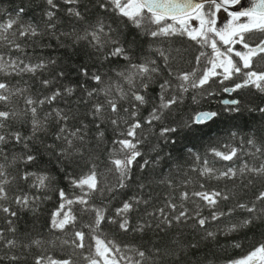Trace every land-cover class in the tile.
<instances>
[{"label": "trees", "instance_id": "16d2710c", "mask_svg": "<svg viewBox=\"0 0 264 264\" xmlns=\"http://www.w3.org/2000/svg\"><path fill=\"white\" fill-rule=\"evenodd\" d=\"M56 3L59 5L56 10L57 33L70 32L73 28L82 31L89 24H94L97 16L102 15L109 22L112 20L122 21L120 29L124 43L131 48L133 62L143 60L145 55L157 60L161 74L155 77L146 92H142L148 101V103L139 106L137 119L142 123L149 116L153 107L160 104L159 85L165 79L173 85V88L165 94V99L176 95L181 97V100L171 108L164 110L160 121H154L152 125L144 123L143 129L138 130L142 134L139 138L143 139V143L139 148L143 155L132 166V178L127 181L128 186L109 192L108 188L116 183V173L110 171L114 167L110 162V157L115 155L112 149L119 147L113 141L124 138L119 136V132L125 130V125L121 124L120 128L116 129L106 121L101 125L104 131L103 142L97 140V128L89 114L90 106L96 102L97 98L85 103L84 100L87 98L83 97L84 90L81 87L84 84L88 89H91L97 85L84 77L79 70L86 66L91 72L97 70L106 72L108 76L115 79L112 70L124 68L128 61L119 58L112 62L104 61L101 64L83 43L73 48L70 47L71 41L67 38L61 37V40L58 41L50 34L31 38L16 36L14 39L23 45V51L13 50L6 42H0V55H4L6 60L19 58L25 60L26 63L33 64L40 60H56L54 65L49 64L47 69L38 72L35 76L0 73V81L6 82L11 91L26 90L23 96H14L7 104L0 102V110L18 114L4 121L6 127L2 131L5 134L20 132L24 136L31 135V124L29 123L31 117L24 114L25 96L43 99L45 96L51 95L56 88L63 90L65 87H75L76 92L72 97L65 96L58 98L52 104L43 105L38 109L40 116L43 117L44 114L54 109H63L73 117L68 121L69 127L73 129L80 127L82 121L88 125L84 155L74 157L71 163L58 158L56 152L47 147L49 144H55L58 150L62 146L61 141L53 138L58 127L55 121L50 122L48 134L41 133L37 139L27 141L28 148L11 139L3 146L6 158L0 156V163L5 164L7 178L11 182L5 186L8 199L0 201V204L16 211L17 216L12 217L0 210V230L4 234V240L0 241V264H36V259L41 256L45 257L44 264H48V258L56 261L70 260L72 264H90L91 259H96L100 261V264H105L104 258L96 255L95 240L97 237L106 243L114 242V245L121 249L119 254H110L109 260L113 256L119 259L120 255L136 258L133 249H139L147 252L149 256L155 257L154 260H148L147 264H232L233 261L241 259L264 243V223L261 222L229 235L223 234V231L231 224L238 223L251 215L241 209H236L230 216H224L220 220L206 225L207 230L218 233L214 240L202 239L204 230L199 226L191 227L195 223L194 220L183 225L174 224L173 227L161 231L155 227L156 218L146 215L147 212L164 206L169 198L175 197L173 202L179 204V195L182 191L189 193L220 191L227 194L230 198L221 200L217 206L219 211L224 212H228L238 203L251 205L255 201V197L264 191V177L249 175L243 181L239 176L235 180L216 179L201 175V170L205 167V161H207V167L216 170V175L229 168L240 169L244 162L256 167L264 163V152L256 153L255 148L247 143L254 134L257 146L264 149V113L258 111L259 108L264 107V92H260L254 86H248L233 92V95L230 96L224 89L241 83L243 81L241 75L232 80L217 78L211 80L203 88L189 87L187 92H183L177 87L180 81L175 76L169 75L168 68H171L172 72L177 75L184 72H195L196 78H199L208 68V60L213 58L212 49L208 45L198 44L186 35L153 39L142 34L140 29L134 28L126 19L111 11L102 12L93 3V0H81L78 6L66 4L64 0H56ZM21 6L28 10L24 16L19 17L21 23L38 24L40 30L45 32L43 13L48 10L45 0H0V22L16 17V10ZM70 7H79L84 12L86 19L78 20L72 17L67 11ZM125 24L127 27H124ZM113 27L116 28L117 25L114 24ZM155 48L163 49L170 54L168 68L164 66L163 58L154 51ZM201 52L207 55L200 57L198 63L197 57ZM260 60L261 57L258 60V68L253 67L256 71L264 70V64H260ZM61 71L65 72V76L62 78L57 76ZM48 79H51L53 83L45 87L42 81ZM98 99L103 101L104 97L101 95ZM226 99H238L240 111H228L229 107L234 106L223 105L222 103ZM132 103L135 102L120 101L122 117L127 115L123 109L131 110ZM200 112H216L218 115L207 123H192L194 117ZM164 127L178 129L176 133L170 134L175 143H165L166 138L159 135L160 129ZM154 146H158L156 151H153ZM233 147L241 151L238 153V157L232 161H224L212 152L213 149H216L227 153ZM158 153L163 154L164 159L156 163L155 159ZM27 155H35L36 160L25 163L21 157ZM13 158H16L15 163H12ZM145 159L153 161V163L141 170L140 166ZM92 164L96 165L98 178L101 181V190L88 197L86 206L77 201V198L84 192L72 181L79 180L88 174ZM25 172L37 175L47 174L50 177V180L46 182L47 187L42 189L33 187L35 177L24 180L22 177ZM161 181L164 182L161 183ZM168 181H171L174 187L170 186ZM141 184L144 185L143 188L140 187ZM61 190L64 191L67 199L74 201L71 205H67L66 201L61 198ZM25 195L38 197L27 210L15 203L16 197ZM134 196L148 200L149 203L147 205L140 204L137 210L128 214L130 227L129 231L125 232L119 228L121 218L116 216V212L125 201ZM62 203L65 204L63 211L68 212L70 209L71 215L76 217L75 222L69 224L63 231L51 227L53 214L60 209ZM197 204L203 209V216L211 215V210L198 198H194V202L192 200L185 202V207L192 212L196 210ZM91 206L105 210V219L95 231L93 230L95 228V213L91 210ZM256 207L258 209L264 207V202L257 203ZM113 219L117 222L113 223ZM9 220L12 221V225L8 224ZM149 220L153 227L146 228L144 232L136 231L140 223ZM10 227H15L16 231H9ZM77 231H82L85 234L83 248L76 247V244L72 243L73 240L79 243L75 236ZM177 237L185 244H199L196 252L182 257L178 262L165 255V252L171 247V241ZM11 239L17 241V247L8 248L5 246V242ZM37 240L41 242L38 245L34 243ZM235 243H239L240 246L235 247ZM109 246L111 247L112 244ZM156 248L161 250L158 256L154 252ZM12 256H17L18 259H10ZM121 264H128V261L123 260Z\"/></svg>", "mask_w": 264, "mask_h": 264}, {"label": "snow or ice", "instance_id": "6c2138e0", "mask_svg": "<svg viewBox=\"0 0 264 264\" xmlns=\"http://www.w3.org/2000/svg\"><path fill=\"white\" fill-rule=\"evenodd\" d=\"M66 4L78 6L81 0H64ZM48 10L43 13L44 29L45 32L40 30L38 24L35 23H21L19 17L24 16L27 13V9L24 6L18 8L16 17L7 19L0 22V42H6L13 50L23 51V45L15 41V37L31 38L44 34H50L54 39L61 40V37L67 38L71 41L70 47L75 48L80 44H84L89 48L97 60L102 64L104 61L112 62L115 59L122 58L128 61L127 65L119 70L113 69L115 79L108 76L106 72L89 71L88 67L80 68V72L84 77L90 79L97 87L88 89L86 85L82 84L83 97L86 103L88 100L97 98L96 102L90 106V115L95 122L97 128L96 138L101 143L104 138V131L101 127L106 121L109 122L114 128L119 129L121 124L125 125V130L119 132V136L124 137L113 141L114 144L119 145L118 148H113L112 152L115 154L110 157V162L114 166L110 171L116 173V183L108 188L109 192L123 189L128 186L127 181L131 180L132 166L137 162L138 158L142 157L143 153L139 146L143 143L141 133L138 130L143 129L144 123L152 125L154 121H160L163 116V111L177 104L181 97L173 95L171 98L165 99V94L173 88L172 83L165 79L163 83H160V104L153 107L149 116L142 123L137 117L139 116V106L148 103L146 96L142 92H146L157 75L161 74V69L157 64V60L151 56L145 55L143 60L139 62H133L130 46H126L120 25L122 21L112 20L107 21L104 16H97L94 24H89L83 28L82 31H77L73 28L70 32L57 33V21L56 10L59 5L56 0H45ZM93 3L102 11H111L115 15L126 19L131 25L140 29L142 34L147 35L153 39L159 37H171L175 35H187L190 39L196 41L201 45H208L212 49L213 58L208 60L211 67L207 68L199 78H196L195 72H184L175 74L171 68H168L170 54L160 48H155L154 51L159 57L163 58L164 66L168 68L169 75L175 76L180 81L177 87L183 92H187L189 87L191 88H203L210 82V78L219 75L217 68L223 69L224 80L230 79L234 73L243 74L244 79L241 83H237L233 88H225L226 92H235L238 89L254 86L260 92H264V70L256 71L253 69L254 59L261 57L260 64H264V35L258 38V42L249 43L246 40L247 34L260 33L264 34V0H252L251 7L238 12H231L229 15L232 19L228 24L222 28H217L216 13L221 10L222 7L228 5H238L242 3V0H93ZM87 8V5L85 6ZM227 11V7H224ZM68 13L78 20H85L86 16L79 7H70L67 9ZM243 18V20H242ZM195 20L198 22V26H192L191 22ZM168 21H171L170 23ZM117 25L116 28L113 25ZM155 27H152V26ZM124 27H127L125 24ZM222 42V45L228 46L224 51L221 47H218V40ZM249 39L256 40L254 36H250ZM241 44L246 51H235V56L240 58L239 65L233 60L231 53L234 52V46ZM207 55L201 52L197 57L199 63L200 57ZM56 60L50 59L48 61L40 60L39 62L26 63L25 60L19 58L5 59L4 55H0V73L5 75H24L31 74L35 76L38 72L44 71L48 68L49 64L54 65ZM249 69V71H244ZM58 77H64L65 72L61 71L57 74ZM53 81L51 79L43 80L42 84L45 87L51 85ZM26 90L11 91L9 85L6 82L0 81V102L7 104L12 100L14 96H23ZM76 92L75 87H65L63 90L56 88L51 95L45 96L43 99H34L31 96H25V115H30L31 119V135L24 136L20 132H14L5 134L2 130L6 127L4 121L17 116L16 112L0 110V156H5L3 146L9 143L10 139L17 144H23L25 148L29 145L27 141L37 139L39 134H48L49 124L51 121H55L58 125L56 132L53 134L54 140L61 141L62 146L57 150L55 144L47 145L48 148L56 152L58 158H62L65 162H73L74 157L83 156L84 149L87 144V128L88 125L81 122L80 127L71 128L68 125V121L73 117L63 109H54L51 112L40 116L38 109L45 104H52L57 101L58 98L72 97ZM104 97L103 101H99L100 96ZM82 97V98H83ZM81 98V99H82ZM120 101H133L129 108H124L123 112L126 116H121ZM225 105L229 107L228 111L239 112L238 107L240 101L238 99L225 100ZM71 110L69 109V112ZM260 113H264V107L258 109ZM218 115L216 112H200L197 114L192 123L203 124L212 120ZM178 129L176 127H164L160 129L159 135L165 137V143H175L171 139L170 134L176 133ZM78 142V143H77ZM249 145L255 148L256 153L264 152V149L257 146V139L253 134L247 141ZM158 146L153 147V151H156ZM240 149L231 148L229 152H222L213 149L212 152L216 157L224 161H232L238 157ZM13 158L12 163H15ZM25 163H31L36 160L35 155H27L21 157ZM164 159L163 154L157 155L155 162ZM199 159V157H197ZM153 161L145 159L140 166L141 170L149 167ZM201 175L213 177L216 179L227 178L235 180L238 176L242 179H246L249 175L252 177H264V163H261L258 167L250 166L247 162H244L243 167L240 169L229 168L223 171L219 175H216V170L207 167V161H205V167L201 170ZM99 174L96 171V165L92 164V167L88 174L80 178L79 180H73V184L80 187L84 194L77 198V201L82 205H88V197L97 191H100V179ZM30 177H35L33 187L42 189L47 187V181L50 177L47 174L37 175L36 173L25 172L23 175L24 180H28ZM0 201L8 199V192L6 185L11 181L7 178V170L4 163H0ZM164 181H161L163 183ZM251 183V180H249ZM170 186L171 181H168ZM144 187L143 184L140 185ZM174 187V186H173ZM203 187V186H201ZM60 196L66 201L67 205H71L74 201L67 199L63 190L60 191ZM198 198L204 202V205L211 210L210 216L202 215V208L199 204L196 205V210L190 212L185 207V202ZM230 197L220 191H196L189 193L188 191H182L179 195L180 203L177 204L174 201L175 197L169 198L167 203L155 209L154 211L147 212L149 217H155L157 223L155 227L161 231H165L167 228L173 227V225L187 224L189 221L194 220L195 223L191 225L192 228L199 226L204 230L202 239L209 240L215 239L218 233L216 231L207 230L206 225L210 222L220 220L224 216H230L236 209H241L251 215L243 218L238 223H233L223 234L229 235L233 232L239 231L243 228H249L255 226L258 222L264 223V207L259 209L256 207L257 203L264 202V191H261L256 197L255 201L249 205L248 203H238L234 208L228 212L219 211L217 206L221 200H228ZM38 197H30L28 195L18 196L15 198V203L21 208L27 210L31 207ZM148 200H144L138 196L132 197L123 203L122 207L117 209L116 216L120 217L119 228L125 232L129 231L130 220L128 214L137 210L140 204L147 205ZM65 204L60 205V209L53 214L51 221V227L53 229L63 231L69 224H73L76 220L74 215H71V210L64 212ZM0 210L9 214L12 217L17 216V212L13 211L10 207H5L0 204ZM91 210L95 213L94 231L100 227V224L104 221L105 210L103 208H96L91 206ZM170 210V211H168ZM63 212V215H62ZM113 223L117 221L112 220ZM9 225H12V221H8ZM91 227V226H89ZM153 227L152 222L146 221L140 223L136 231L144 232L146 228ZM9 231L15 232V227H10ZM84 233L77 231L75 236L78 238L79 243L73 240L72 243L76 244V247L83 248L85 245ZM4 240L3 231L0 230V241ZM35 244H40L39 240L34 241ZM68 243V241H65ZM112 244L110 247L109 245ZM5 246L8 248H15L18 243L15 239L7 240ZM235 247H239V243L234 244ZM27 247V245H26ZM198 243H183L178 237L173 238L171 241V247L165 252L169 258H174L175 261H180L182 257H187L190 253H194L198 250ZM96 255L103 257L105 264H121V261L127 260L128 264H147L148 260H154V256H149L147 252L139 249H133L135 257L120 255L119 259L113 258L109 260L110 254H119L121 249L114 245V242L106 243L99 237L95 240ZM155 254L158 256L161 252L159 248L154 249ZM12 260L18 259L17 256L10 257ZM45 257L41 256L36 259V264H44ZM48 264H72L70 260L56 261L48 258ZM90 264H100V261L91 259ZM232 264H264V243L260 244L254 250L250 251L246 256L241 259L235 260Z\"/></svg>", "mask_w": 264, "mask_h": 264}, {"label": "water", "instance_id": "95a60500", "mask_svg": "<svg viewBox=\"0 0 264 264\" xmlns=\"http://www.w3.org/2000/svg\"><path fill=\"white\" fill-rule=\"evenodd\" d=\"M252 5V0H242L241 4L235 5L232 8H229L231 12L243 11Z\"/></svg>", "mask_w": 264, "mask_h": 264}, {"label": "rangeland", "instance_id": "374dc122", "mask_svg": "<svg viewBox=\"0 0 264 264\" xmlns=\"http://www.w3.org/2000/svg\"><path fill=\"white\" fill-rule=\"evenodd\" d=\"M219 18V17H218ZM221 20H224V16L223 17H221L220 18V21L217 19V28H222L223 26L221 25L222 23H221ZM196 24H197V22L196 21H193V22H191V25L192 26H196ZM221 47V46H220ZM227 48V47H226ZM226 48H224V49H222V47H221V50L222 51H224ZM240 49H242V47H239V46H237V48L236 47H234V53H235V51H239ZM232 58L234 59V57L232 56ZM236 58H239V57H236ZM240 59V58H239ZM216 71H217V73H221V74H223V69L222 68H217L216 69ZM222 76H224V75H222Z\"/></svg>", "mask_w": 264, "mask_h": 264}, {"label": "flooded vegetation", "instance_id": "af4514ba", "mask_svg": "<svg viewBox=\"0 0 264 264\" xmlns=\"http://www.w3.org/2000/svg\"><path fill=\"white\" fill-rule=\"evenodd\" d=\"M254 37H256L257 39L256 40H254V42H258V38L260 37V36H254ZM257 58V57H256ZM255 58V59H256ZM259 58V57H258Z\"/></svg>", "mask_w": 264, "mask_h": 264}]
</instances>
